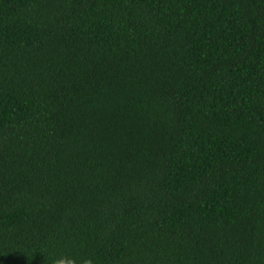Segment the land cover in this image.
Masks as SVG:
<instances>
[{
	"label": "trees",
	"instance_id": "obj_1",
	"mask_svg": "<svg viewBox=\"0 0 264 264\" xmlns=\"http://www.w3.org/2000/svg\"><path fill=\"white\" fill-rule=\"evenodd\" d=\"M264 264V0H0V264Z\"/></svg>",
	"mask_w": 264,
	"mask_h": 264
},
{
	"label": "clouds",
	"instance_id": "obj_2",
	"mask_svg": "<svg viewBox=\"0 0 264 264\" xmlns=\"http://www.w3.org/2000/svg\"><path fill=\"white\" fill-rule=\"evenodd\" d=\"M52 264H78L77 260L66 254H61L53 259ZM82 264H92L90 258H85L82 260Z\"/></svg>",
	"mask_w": 264,
	"mask_h": 264
}]
</instances>
